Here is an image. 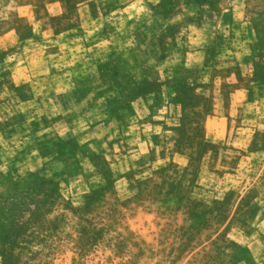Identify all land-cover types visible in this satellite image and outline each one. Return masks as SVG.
<instances>
[{"label": "rangeland", "instance_id": "374dc122", "mask_svg": "<svg viewBox=\"0 0 264 264\" xmlns=\"http://www.w3.org/2000/svg\"><path fill=\"white\" fill-rule=\"evenodd\" d=\"M0 264H264V0H0Z\"/></svg>", "mask_w": 264, "mask_h": 264}]
</instances>
